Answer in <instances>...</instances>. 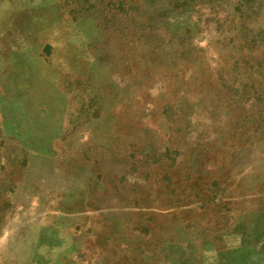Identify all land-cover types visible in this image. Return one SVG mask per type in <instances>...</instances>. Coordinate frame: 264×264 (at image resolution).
<instances>
[{"label": "rangeland", "instance_id": "obj_1", "mask_svg": "<svg viewBox=\"0 0 264 264\" xmlns=\"http://www.w3.org/2000/svg\"><path fill=\"white\" fill-rule=\"evenodd\" d=\"M185 4L0 0V264H264V0Z\"/></svg>", "mask_w": 264, "mask_h": 264}, {"label": "trees", "instance_id": "obj_2", "mask_svg": "<svg viewBox=\"0 0 264 264\" xmlns=\"http://www.w3.org/2000/svg\"><path fill=\"white\" fill-rule=\"evenodd\" d=\"M181 1V0H180ZM245 2H248V0H244ZM186 2H188V0H182V4H185ZM185 5H187V4H185ZM264 66V62H261L260 64H259V67H255L253 64H251V65H249L248 67H247V69H248V72L250 73V74H254V72H258L259 70H261V67H263ZM260 74H262V72L260 71ZM259 73H258V75H260ZM255 75V74H254ZM258 98V97H257ZM259 100V98L257 99V101ZM255 128V131L256 132H261L262 133V135H264V130H262V131H260L259 130V126L257 125L256 127H254Z\"/></svg>", "mask_w": 264, "mask_h": 264}]
</instances>
